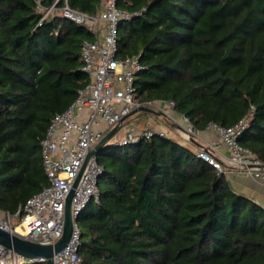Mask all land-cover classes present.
<instances>
[{
	"label": "trees",
	"instance_id": "trees-1",
	"mask_svg": "<svg viewBox=\"0 0 264 264\" xmlns=\"http://www.w3.org/2000/svg\"><path fill=\"white\" fill-rule=\"evenodd\" d=\"M55 1L0 0V208L11 215L49 185L41 142L90 81L82 50L98 37L65 19L63 2L41 21ZM102 3L69 0L92 16ZM117 7L133 15L119 25V57L141 55L139 102L173 101L198 132L248 118L238 142L264 163V0ZM97 158L99 202L78 218L83 264H264V205L189 147L155 135Z\"/></svg>",
	"mask_w": 264,
	"mask_h": 264
},
{
	"label": "built area",
	"instance_id": "built-area-1",
	"mask_svg": "<svg viewBox=\"0 0 264 264\" xmlns=\"http://www.w3.org/2000/svg\"><path fill=\"white\" fill-rule=\"evenodd\" d=\"M118 0H103L99 14L92 16L74 10L69 0H56L55 4L39 11L43 21L55 12V6L63 2L61 15L70 21L87 27L97 35L95 42H85L82 50L83 71L89 83L78 92L76 101L63 113L56 114L45 138L41 142L43 167L49 185L31 197L15 215L0 208V228L41 245H54L64 233L66 199L79 176L89 153L95 149L103 137L121 120L147 106L155 112L175 111L173 101L140 103L135 86L137 76L145 70L141 55L119 57V25L131 20L133 15L117 7ZM138 112L134 115L140 114ZM121 124L120 129L105 146L126 147L143 140H151L155 135L170 137L167 132L155 127L156 121L148 119L142 124ZM181 124L176 138L191 142L198 131L190 120L180 115ZM244 118L230 128L211 124L207 130L214 131L221 143L229 150L226 165L215 156L219 145L212 143L209 148L199 150L197 158L212 165L219 175L226 176L235 170L253 179L264 181V163L250 150L242 147L238 139L248 126ZM122 130L121 137L116 134ZM98 154L87 162L75 195L72 199L71 214L73 233L69 244L54 256L55 264H83L79 254L81 230L78 218L91 202H99V180L105 174L99 164ZM45 258H26L0 245V264H46Z\"/></svg>",
	"mask_w": 264,
	"mask_h": 264
},
{
	"label": "crops",
	"instance_id": "crops-1",
	"mask_svg": "<svg viewBox=\"0 0 264 264\" xmlns=\"http://www.w3.org/2000/svg\"><path fill=\"white\" fill-rule=\"evenodd\" d=\"M166 111L167 110L165 109L163 112L154 111V113H149L151 115L148 116V118L156 121L155 125L158 130L167 132V129L165 128V126L167 125L170 130L172 129L171 130L172 135L176 136L179 130V125L181 124L180 114L169 111L168 115H166L165 114ZM143 113L147 114L148 112H142L140 114L129 117V119H127V122L125 124L144 123L147 120H143L144 118L141 116ZM160 113H164V115ZM173 136H171L170 138L174 139ZM175 140L189 147L195 153H197L201 149L209 148L212 143H216L219 145L220 148L219 150L215 151L214 154L216 158H218L221 162H223L226 165L227 158L229 156V150L225 145L221 143L220 137L212 130L198 132L196 138L193 139L191 142L179 141L177 138ZM226 179L237 192H239L242 195L251 197L255 199L257 202L264 205V181L253 179L235 170H230L226 175Z\"/></svg>",
	"mask_w": 264,
	"mask_h": 264
},
{
	"label": "water",
	"instance_id": "water-1",
	"mask_svg": "<svg viewBox=\"0 0 264 264\" xmlns=\"http://www.w3.org/2000/svg\"><path fill=\"white\" fill-rule=\"evenodd\" d=\"M138 112H148L154 113V111L147 107L141 106L138 110H135L130 116ZM164 115V113H160ZM125 117L121 120V124L127 119ZM121 124L115 126L108 134H106L103 139L98 143L94 150H92L77 177L73 188L71 189L65 205V227L63 236L54 244V245H41L35 242L29 241L25 238H22L16 234L11 233L10 231H6L0 228V245L6 247L14 251L17 254H20L26 258H45L47 259L46 264H55L54 256L60 253L70 242L72 233H73V219L71 214V204L72 199L75 195V190L78 186L82 173L86 167L88 160L94 155L98 154L99 151L105 147L108 140L120 129ZM103 177V176H102Z\"/></svg>",
	"mask_w": 264,
	"mask_h": 264
},
{
	"label": "rangeland",
	"instance_id": "rangeland-1",
	"mask_svg": "<svg viewBox=\"0 0 264 264\" xmlns=\"http://www.w3.org/2000/svg\"><path fill=\"white\" fill-rule=\"evenodd\" d=\"M168 113H169V111H166L165 112V114L166 115H168ZM151 114H149V113H147V114H145V115H141L144 119L143 120H148L149 118H148V116H150ZM153 117V116H152ZM165 121V120H164ZM168 124V123H167ZM155 127H156V125H155ZM157 128V127H156ZM165 128L167 129V133L169 134V136L171 137V136H173L172 135V133H171V130L169 129V127L166 125L165 126ZM174 131H175V129H174ZM121 134H122V130H120L117 134H116V138L117 139H119V137H121ZM174 137V139H176V136L174 135L173 136ZM105 182H106V178H104V180H103V182H102V185H104L105 184ZM90 211V209H86L85 211H84V213H83V216H85L88 212ZM82 216V217H83Z\"/></svg>",
	"mask_w": 264,
	"mask_h": 264
}]
</instances>
